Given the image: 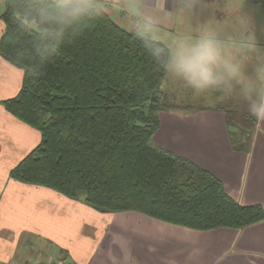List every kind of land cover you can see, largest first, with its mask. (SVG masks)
Masks as SVG:
<instances>
[{"label":"trees","instance_id":"1","mask_svg":"<svg viewBox=\"0 0 264 264\" xmlns=\"http://www.w3.org/2000/svg\"><path fill=\"white\" fill-rule=\"evenodd\" d=\"M26 3L4 0L0 15V58L23 73L19 92L1 104L40 142L9 171L11 180L99 213L137 212L195 231L241 230L264 220L261 205L238 204L211 173L154 144L158 114L169 108L162 73L130 34L106 20L71 39L39 73L33 66L41 58L20 11ZM226 122L233 150L247 152L256 121L227 114Z\"/></svg>","mask_w":264,"mask_h":264},{"label":"crops","instance_id":"2","mask_svg":"<svg viewBox=\"0 0 264 264\" xmlns=\"http://www.w3.org/2000/svg\"><path fill=\"white\" fill-rule=\"evenodd\" d=\"M248 7L264 28V0H248ZM3 30L0 20V37ZM22 79L20 69L0 58V264H31L41 250L57 254L58 264H264V220L241 230L195 231L137 212L99 213L11 180L9 171L40 142L35 129L1 104L16 96ZM161 93L168 100L173 90L163 82ZM227 114L248 115L242 107L200 101L195 112H161L153 142L211 173L238 204L264 209V122L256 121L248 151H235Z\"/></svg>","mask_w":264,"mask_h":264},{"label":"clouds","instance_id":"3","mask_svg":"<svg viewBox=\"0 0 264 264\" xmlns=\"http://www.w3.org/2000/svg\"><path fill=\"white\" fill-rule=\"evenodd\" d=\"M42 73L68 42L114 19L181 97L242 107L264 122V32L248 0H27L20 9ZM31 264H58L37 251Z\"/></svg>","mask_w":264,"mask_h":264},{"label":"rangeland","instance_id":"4","mask_svg":"<svg viewBox=\"0 0 264 264\" xmlns=\"http://www.w3.org/2000/svg\"><path fill=\"white\" fill-rule=\"evenodd\" d=\"M163 103H166V105H164V104L163 105L164 106H169V108L161 110L159 112V114L161 112H163L165 114H168L172 110H180V111H187V112H191V111L193 112L194 111L195 112V100H192V99L187 98V97H181L175 91H173L172 98H170L168 100L164 98ZM184 105L190 106V107H192V109H190V110L189 109H185L183 107ZM254 133L255 132L252 133V137H253Z\"/></svg>","mask_w":264,"mask_h":264}]
</instances>
